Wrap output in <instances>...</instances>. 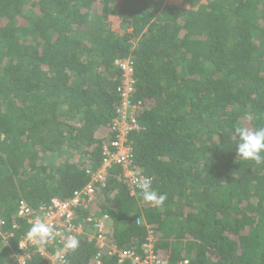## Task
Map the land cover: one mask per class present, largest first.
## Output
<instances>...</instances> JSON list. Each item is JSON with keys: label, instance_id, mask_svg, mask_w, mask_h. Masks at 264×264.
<instances>
[{"label": "trees", "instance_id": "obj_1", "mask_svg": "<svg viewBox=\"0 0 264 264\" xmlns=\"http://www.w3.org/2000/svg\"><path fill=\"white\" fill-rule=\"evenodd\" d=\"M118 59L135 66L132 167L167 199L129 196L110 170L93 212L111 241L139 248L140 221L168 264H264V164L238 156L234 133L264 127V0H0V217L16 224L0 264H20L19 202L70 199L100 164ZM95 253L80 240L68 263Z\"/></svg>", "mask_w": 264, "mask_h": 264}, {"label": "built area", "instance_id": "obj_2", "mask_svg": "<svg viewBox=\"0 0 264 264\" xmlns=\"http://www.w3.org/2000/svg\"><path fill=\"white\" fill-rule=\"evenodd\" d=\"M114 67L120 74L116 91L119 104L113 122L108 127L107 143L102 149L101 162L96 168H86L88 183L81 190L75 191L70 199L53 197L48 204L38 209L32 208L26 202H19L14 218L24 220L27 229L20 237L12 257L20 264H25L31 256H36L43 264H69V251L64 250V242L70 235L94 244L96 253L93 262L96 264H101L105 259H115L118 264H168L156 252L155 235L150 225L138 221L137 224H142L146 230L144 242L139 248L121 251L110 239V232L106 228L108 217H97L93 212V206L98 205L101 190L113 168H120L118 180L126 187L129 196L135 197L139 190L137 182L147 178L132 167L134 149L131 137L141 129L136 117L139 103L135 104L133 101L136 90L134 62L131 59H118L114 61ZM37 217L44 219L53 228L52 238L44 248L26 237ZM5 225L6 221L0 219L3 242L12 237V230L16 228V224H13L12 230L6 232L3 230ZM177 264H188V261Z\"/></svg>", "mask_w": 264, "mask_h": 264}, {"label": "clouds", "instance_id": "obj_3", "mask_svg": "<svg viewBox=\"0 0 264 264\" xmlns=\"http://www.w3.org/2000/svg\"><path fill=\"white\" fill-rule=\"evenodd\" d=\"M234 133L239 138L238 143L236 144L238 156L245 161L264 164V127H259L254 130L235 127ZM105 138L107 139V137ZM137 187L140 190V195L146 202H152L159 206L167 199L166 194L158 195L157 192L152 190L151 180L149 178H144L142 181H138ZM52 233L53 228L44 219L37 217L28 229L26 237L29 241L44 248L52 238ZM79 245L80 240L78 237L70 235L64 242V250L74 252L78 249Z\"/></svg>", "mask_w": 264, "mask_h": 264}, {"label": "rangeland", "instance_id": "obj_4", "mask_svg": "<svg viewBox=\"0 0 264 264\" xmlns=\"http://www.w3.org/2000/svg\"><path fill=\"white\" fill-rule=\"evenodd\" d=\"M181 1L182 0H168V4H170V5H173V4L179 5ZM97 10H98V7H97V5H95L94 8H93L94 15H97ZM111 25L113 26L114 29H117L118 28V22H117V20L114 19V18H112ZM93 209H95V205L93 206ZM0 219H2V218L0 217ZM106 228H107V230L110 231V228H111L110 222H107L106 223Z\"/></svg>", "mask_w": 264, "mask_h": 264}, {"label": "crops", "instance_id": "obj_5", "mask_svg": "<svg viewBox=\"0 0 264 264\" xmlns=\"http://www.w3.org/2000/svg\"><path fill=\"white\" fill-rule=\"evenodd\" d=\"M182 1H183V0H182ZM182 1L180 2V4H179V5H181ZM173 5H177V4H173Z\"/></svg>", "mask_w": 264, "mask_h": 264}]
</instances>
